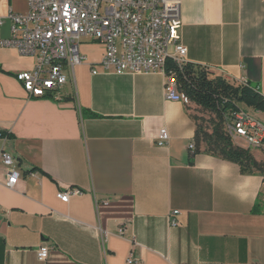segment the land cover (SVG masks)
I'll list each match as a JSON object with an SVG mask.
<instances>
[{
  "label": "crops",
  "instance_id": "0c3cea01",
  "mask_svg": "<svg viewBox=\"0 0 264 264\" xmlns=\"http://www.w3.org/2000/svg\"><path fill=\"white\" fill-rule=\"evenodd\" d=\"M10 8L28 12L26 0H0V17ZM181 14L183 61L264 96V0H182ZM10 33L5 20L0 42ZM81 53L60 99H39L17 79L37 57L0 45V264H264V175L198 149L208 113L167 100L165 73L92 66L105 48L87 38ZM3 152L16 162L12 188ZM68 188L83 194L62 202Z\"/></svg>",
  "mask_w": 264,
  "mask_h": 264
},
{
  "label": "built area",
  "instance_id": "2783aa9c",
  "mask_svg": "<svg viewBox=\"0 0 264 264\" xmlns=\"http://www.w3.org/2000/svg\"><path fill=\"white\" fill-rule=\"evenodd\" d=\"M182 0H26L28 12L17 13L10 8L0 17L11 23L10 37L0 42L24 56H36L37 65L30 72L20 73L17 79L31 97L60 99L59 93L68 82V71L87 63L81 53L84 39L104 46L105 53L98 64L116 74L161 72L166 74L169 59L182 64L188 50L181 43L183 26ZM94 74L97 72L94 71ZM167 100L180 102L170 78ZM185 104V103H184ZM227 134L243 141L251 149L264 150V125H257L238 111L225 118ZM169 133L162 129L158 146H166ZM195 144L189 150L195 152ZM2 163L10 169L8 187H14L19 175L14 171L15 159L3 152ZM83 192L68 188L58 198L68 203L71 197ZM174 214H177L175 212ZM176 225L175 222H173ZM125 231L120 236H124ZM50 249L42 247L38 259L46 261ZM128 264H143L129 258Z\"/></svg>",
  "mask_w": 264,
  "mask_h": 264
},
{
  "label": "trees",
  "instance_id": "16d2710c",
  "mask_svg": "<svg viewBox=\"0 0 264 264\" xmlns=\"http://www.w3.org/2000/svg\"><path fill=\"white\" fill-rule=\"evenodd\" d=\"M166 75L172 78L181 95L211 116L209 121L201 120L198 125V149L205 145L206 152L239 165L243 173L264 175V163L256 160L253 150L247 145L244 147L240 143L243 141L235 142L225 129L226 116L241 111V105L264 114V96L250 84L235 86L221 77L212 78L206 68L186 61L179 64L169 59Z\"/></svg>",
  "mask_w": 264,
  "mask_h": 264
},
{
  "label": "bare ground",
  "instance_id": "6f19581e",
  "mask_svg": "<svg viewBox=\"0 0 264 264\" xmlns=\"http://www.w3.org/2000/svg\"><path fill=\"white\" fill-rule=\"evenodd\" d=\"M182 61H183V56H182ZM172 88H175V91H176V97H179V101H180V102H183V103H185V104H189V103H190L189 100H188L185 96L181 95V94L177 91L176 86H175V83H174L173 80H172ZM246 118H248L249 121H253V123H257V125H263L262 123H259V122L255 121V120H252V119L249 118L247 115H246Z\"/></svg>",
  "mask_w": 264,
  "mask_h": 264
},
{
  "label": "rangeland",
  "instance_id": "374dc122",
  "mask_svg": "<svg viewBox=\"0 0 264 264\" xmlns=\"http://www.w3.org/2000/svg\"><path fill=\"white\" fill-rule=\"evenodd\" d=\"M206 116H207V121H209L210 120V118H211V116L209 115V114H205ZM241 141V140H240ZM241 144H243L244 145V142H240ZM253 151H256V152H259V153H261L262 155H264V150H255V149H252Z\"/></svg>",
  "mask_w": 264,
  "mask_h": 264
}]
</instances>
